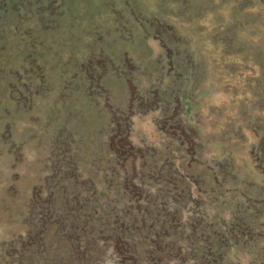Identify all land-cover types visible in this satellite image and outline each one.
Wrapping results in <instances>:
<instances>
[{
	"label": "rangeland",
	"instance_id": "rangeland-1",
	"mask_svg": "<svg viewBox=\"0 0 264 264\" xmlns=\"http://www.w3.org/2000/svg\"><path fill=\"white\" fill-rule=\"evenodd\" d=\"M0 264H264V0H0Z\"/></svg>",
	"mask_w": 264,
	"mask_h": 264
}]
</instances>
